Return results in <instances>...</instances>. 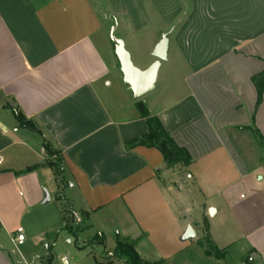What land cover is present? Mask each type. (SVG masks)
<instances>
[{"label": "crops", "instance_id": "crops-1", "mask_svg": "<svg viewBox=\"0 0 264 264\" xmlns=\"http://www.w3.org/2000/svg\"><path fill=\"white\" fill-rule=\"evenodd\" d=\"M119 26L140 69L167 35L155 89L165 63L175 71L156 98H135L123 81ZM263 73L264 0H0V264H64V249L68 264H126L119 241L136 242L147 262L264 264V165L238 142L253 130L264 139L253 80ZM140 102L188 165L130 145L148 132ZM46 144L59 152V178ZM204 226L209 248L199 245ZM108 243L113 255L99 258Z\"/></svg>", "mask_w": 264, "mask_h": 264}, {"label": "trees", "instance_id": "trees-1", "mask_svg": "<svg viewBox=\"0 0 264 264\" xmlns=\"http://www.w3.org/2000/svg\"><path fill=\"white\" fill-rule=\"evenodd\" d=\"M253 80L258 88V103H260L262 100V93L264 91V73L255 76ZM138 106L142 115L147 120L148 132L143 137L131 142L130 145L134 146L141 144L149 147H156L162 153L164 162L168 167H173L177 164L183 166L188 165L192 161V158L188 152L175 144L171 134L163 128L158 117L151 115L147 107L142 102H140ZM17 118L21 126L28 127L32 130H37V126L33 122L28 121L23 114L18 113ZM253 132L259 138V146L264 151V139L259 136L257 130H253ZM45 149L50 155L59 153L57 150H54L53 152L50 146L47 144L45 145ZM49 164L54 167L57 177L59 178L60 174L57 172L55 165L52 162ZM115 254L118 257L124 259L126 264H161L160 262L143 261L136 250V242L134 241H119L115 248Z\"/></svg>", "mask_w": 264, "mask_h": 264}, {"label": "rangeland", "instance_id": "rangeland-1", "mask_svg": "<svg viewBox=\"0 0 264 264\" xmlns=\"http://www.w3.org/2000/svg\"><path fill=\"white\" fill-rule=\"evenodd\" d=\"M98 2H102V0H98ZM152 31H155V30L152 29L151 32H149V33L153 34ZM107 32L108 31H104V33L101 34V35H103L104 40L106 41V42H104L102 40V42H104L106 44H109L108 33ZM116 35L118 37H120L121 39H125L126 40V42H127L126 46L129 49V51H131L132 58H133V45L130 44L129 41H128V37L126 36L127 35L126 29L123 28L122 26H119V28L117 29ZM134 61H135V63H138L136 58H134ZM174 71L175 70H173V69L171 70L170 68H168L166 63H165L164 67L161 70L156 89L151 91L150 93L146 94L144 96V98L152 99V98H156L157 96H159V94H161V92L165 89V85L164 84L168 83L169 82L168 80H170V79L172 80L173 79L172 72H174ZM165 80H166V82H165ZM171 80L169 82L170 84H172ZM238 142L240 144L239 145L240 146L239 149L243 153V155H244L246 160H248L250 162L260 163V164L262 163L264 165V162H261L262 161L261 156H264L263 155L264 151L259 146V138L257 137V135L254 132H247L246 131V132L242 133L241 136L238 137ZM54 150L55 149L53 148L52 151L54 152ZM50 160H51L50 162H52L55 165V167L57 168V172L59 174H61L62 173V170H61L62 169V162H61V158H60L59 153L52 154ZM181 166H183V165H180V164L177 165V167H179V169H181ZM55 193H56L55 191L52 192V193L50 192V194L52 196V200L55 199ZM78 214L81 216L82 222H83V216L80 213H78ZM72 216H73V221L76 224V222L74 220V215H72ZM205 228L206 227L204 226L203 228H201V231H200V233H201V236H200L201 237L200 238L201 241H200L199 245H201V246H202V244L205 245L204 244L205 243L204 240H206V238H208V234L204 232ZM93 232H94V230L92 229L89 233H93ZM110 233H111V235L113 237H117V238L121 237V239H122V236L118 237V235H119L118 229L111 230ZM8 245H9L8 247H10L11 250L15 249V247H14V245L12 243L9 242ZM64 246H65V244H63V247ZM206 246H207V248H209L211 246V244H209V246L206 244L205 247ZM112 249L113 248H112V245L110 243H108V245L106 247H104L103 245H99V247H98V252L99 253L97 254V256L99 258L108 257L107 256L108 255V251H110ZM53 250L54 251L55 250H59V248H57V247L55 248L54 247ZM29 253H32V255H34L35 253H37V251L30 250ZM57 253H60L61 255H66L69 260H71V258H72V252H70L69 250H66V249L62 250V252L58 251ZM236 254H237V252L235 250V252L233 253L234 258H236ZM196 255H197V253H196ZM195 257L193 256V258H195ZM227 261H228L229 264H233V261L231 259H228ZM207 262L208 261L205 260L203 255H199L198 257H196L193 260L189 257V255H187V262L185 264H207ZM213 262L214 261H212L211 263L213 264ZM211 263H209V264H211ZM116 264H119V263L117 262ZM172 264H179V262L175 261Z\"/></svg>", "mask_w": 264, "mask_h": 264}, {"label": "water", "instance_id": "water-1", "mask_svg": "<svg viewBox=\"0 0 264 264\" xmlns=\"http://www.w3.org/2000/svg\"><path fill=\"white\" fill-rule=\"evenodd\" d=\"M113 35V34H112ZM115 43V53L120 62L121 72L123 74V81L129 86L135 98H141L155 89L157 75L162 61L167 59V48L169 39L165 34L159 44L156 46L153 56L155 61L147 68L140 69L137 67L131 58L130 52L125 46L123 39L112 36ZM48 196L45 202H49ZM210 214L213 211L210 210ZM195 237V231L189 226L185 232V239H192Z\"/></svg>", "mask_w": 264, "mask_h": 264}, {"label": "built area", "instance_id": "built-area-1", "mask_svg": "<svg viewBox=\"0 0 264 264\" xmlns=\"http://www.w3.org/2000/svg\"><path fill=\"white\" fill-rule=\"evenodd\" d=\"M15 114H18V111L15 110ZM74 220L76 222L77 225L81 224L82 222V218L78 213H74ZM103 234L101 232L98 233V236H102ZM25 240V234L23 233V231L21 230V228L18 229L16 236L13 237L12 241L14 243L15 246L22 244ZM108 255L112 256L113 253L112 252H108ZM62 261L64 262V264H68L69 260L67 256H63L62 257Z\"/></svg>", "mask_w": 264, "mask_h": 264}]
</instances>
